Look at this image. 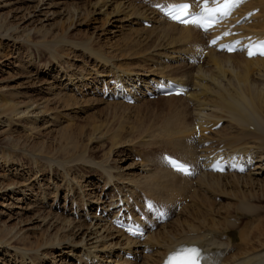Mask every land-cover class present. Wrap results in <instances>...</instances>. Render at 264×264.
Returning <instances> with one entry per match:
<instances>
[{"label": "bare ground", "instance_id": "obj_1", "mask_svg": "<svg viewBox=\"0 0 264 264\" xmlns=\"http://www.w3.org/2000/svg\"><path fill=\"white\" fill-rule=\"evenodd\" d=\"M60 1H34L31 8L0 14V40L10 42L18 32L25 33L23 37L28 41L35 35L41 38L34 43L37 47H50V52L61 58L65 54L58 55V49L66 46L70 55L80 53L76 57H86L90 65L72 73L71 65L63 68L57 64L55 68L50 63L37 66L30 62L33 71L27 72L26 79L33 88L40 84L38 91L45 96L16 101L19 93L2 86L0 92L8 93L4 95L7 101L0 105L1 127L16 121L36 134L40 125L62 120L54 116V111L72 114L75 111H70L71 107L98 103L130 109L124 102L128 94L140 106L141 102H150L148 91L170 83L188 92L180 97H160L161 107L153 113L155 121L150 125L143 121L129 130H111L105 122L98 125L95 119L89 127L66 125L53 130L55 135L49 139L55 145L38 143L37 150L48 154L41 159L62 156L77 163H84L88 152L104 149L110 140L113 156L120 158L124 152L121 148L129 150L133 143L142 152L138 162L134 153L117 161L109 150L105 162L93 163L92 169H98L101 175L88 181L91 192L84 191L80 184L76 186L78 197L85 202L83 206L75 200L71 181L63 197L56 192L55 205L61 200L66 203L65 218L58 217V213L46 217L45 212L23 218L24 210H33L19 205L31 200L26 198L27 192L37 197L33 187L26 188L15 179L0 181L1 264L7 258L12 264H36L37 253L44 260L53 255L55 261L49 264L64 259L61 264H66L70 257L75 259L72 264H164L177 249L194 245L204 251V264H264V58L228 55L208 46L221 31H230L226 39H240L243 43L264 40V0H242L230 19L205 34L197 27L180 26L162 18L156 8L184 0H94L84 7L68 4L64 9L60 6L65 2ZM8 6L0 0L2 11ZM149 23L151 27L146 26ZM81 28L86 29L81 31L83 35L80 31L74 33ZM93 45L98 47L94 49ZM82 90L86 94L80 96ZM68 93L81 98L74 101L65 95ZM116 97L117 101L112 100ZM7 141L19 143L10 132L2 134V142ZM166 154L192 165L195 174L184 176L171 170L163 161ZM223 158L239 160L248 171L214 174L207 170L215 160ZM12 166L16 167L14 163ZM98 184L103 191L100 194H96ZM146 203L152 204L154 211H148ZM163 209L170 218L159 224L156 213ZM7 213L3 223L2 216ZM142 216L148 220V232L140 239L129 238L113 225L114 219L139 221ZM242 218L247 222L237 226ZM44 227L52 242H38L37 249L28 233ZM18 243L24 247L13 245ZM3 244L8 250L2 251ZM21 255L29 257V261L16 258ZM128 255H133V260Z\"/></svg>", "mask_w": 264, "mask_h": 264}, {"label": "rangeland", "instance_id": "obj_2", "mask_svg": "<svg viewBox=\"0 0 264 264\" xmlns=\"http://www.w3.org/2000/svg\"><path fill=\"white\" fill-rule=\"evenodd\" d=\"M2 1H3V5H9V6L7 8H4L3 11H2V8L0 9L1 16L4 13H10L9 11L15 10V8L16 9L21 8V7H30L31 8L35 5V2L37 3L40 0H2ZM61 1L63 3L65 2L64 3L65 5L62 4L60 6L61 9H64V8H67L68 4H71V5L75 4V5H79L80 7H84V6L88 5V2H92L94 0H61ZM30 26L31 25H29V26L27 25V28H30ZM83 29L84 28H81V30L77 29L76 32H74V33L76 34L77 32L79 33V31H80V34L83 35V32H81V31H86V29H84V30ZM88 33H90V31H88ZM23 36H26L25 33L18 32V33L14 34L13 40L10 42L0 40V88L2 86H8L6 88V90L12 89L11 93H13V92L19 93L20 99L17 98V100L15 99L16 101L27 100L30 97L42 98L43 95L45 96V94H43L42 91H38V87L40 84L37 85V87L34 86L35 88H33V85H31V83L29 84L28 80L26 79V77H28L27 72L32 73V71H33V68L32 69L30 68V65H29L30 62L34 65H37V66H43L46 63H50L51 65L53 64V67H55V68H57V64L63 65V68L64 67L67 68V66L70 67V65H71L70 68H71L72 73L73 72L77 73L79 69L82 70L83 68H88L87 66L90 65L89 62L87 65L88 60L86 57L80 56L79 59L77 58L80 53H73L70 55L69 51H65L66 46L63 47V48H65L64 50L58 49V52H57L58 55L59 54L60 55L65 54L64 57L60 58L57 55H54V53L50 52V50H51L50 47H49V50H45L39 46L37 47L34 44V43H39L37 41L40 40L41 38L34 35V37L29 38V41H28V39L23 37ZM74 37L78 38V37H76V35H74ZM18 39H19V41H18ZM71 39L74 40L73 38H71ZM22 40H24V41H22ZM81 40H85V39L82 38ZM93 46H94V49L98 47L95 45H93ZM41 49H43V50H41ZM52 54H53V56H51ZM70 56H71V58H70ZM82 57L84 59H82ZM67 58L68 59L70 58L69 61ZM74 60H78L80 62H74ZM40 78L45 79L46 77L40 76ZM29 86H30V88L28 89ZM20 90H23L22 94L20 93L21 92ZM28 90H30V91H28ZM85 92H86V90H85ZM7 93L8 92H6V91L0 92V105L4 104L7 101L5 96H4ZM85 94L86 93H84L82 90L80 93V96L85 95ZM61 95H64V92ZM65 95L66 96L69 95L71 97V99H73V100L74 99L80 100V98H81V97H78L79 96L78 94L73 95V93L72 94L68 93ZM72 96H75V97H72ZM81 100H86V99L82 98ZM74 101H71L70 103L72 104V103H74ZM151 101L152 100H150V102L149 101L141 102L139 104L140 106H137L138 103H136L135 105H130L131 106L130 109H126L124 107H121L120 105H118L120 107H116V106H113V104L107 105V103H104V104L98 103L96 105H93V104L89 105L88 107L87 106L83 107V105H82V107H80L78 109H74L73 107H71V109L68 108L70 111H73V110L75 111V113H72V114L66 113L64 110L54 111L53 112L54 116L56 117V115H57L56 118H61L62 120L59 119V121L58 120L55 121V123L54 124L52 123V125L47 124V125L43 126V124H42V126H41L40 124H38V126L40 125L39 129H38L39 133H36V134L31 132L28 129L23 128L22 127L23 125L21 123L16 122V121L9 123V125H6L5 127L0 126V181L5 180L4 181V183H5V182H8L10 179H15V180L19 181L20 184H22V185L24 184V186H27L26 188L33 187L35 193L37 194V197H34L35 194H32L30 192L26 193V195H27L26 198L28 200H30V199L31 200L28 202L25 200L22 201V203L19 205V207L29 208V209H32L33 211L24 210L25 216H23V218L27 219L32 215H38V214L43 213V212L47 213L46 215L43 213V215L46 217L50 216V215L52 217V214H53V216H57L59 214L58 217L65 218V216H66V214L64 213V206L66 204L65 201L61 200V202L59 204L55 205L56 202L54 200H55L56 192H59L62 197L64 196V194L66 193V189L68 188L67 186H68L69 181H71V187H73L75 189L74 190L75 194H76L75 200L77 201V203L80 204V206H83V204L85 202L83 201L81 196L78 197V194H77L78 192L76 191V186L80 184V186H82V188H84V191L91 192L90 191V188H91L90 185L91 184L88 183V181L91 179H96V177L101 175V172L98 171V169H96V168L92 169L93 163L97 164L98 162H105L107 160L106 153L109 150H112V156L114 154V145H112V141L110 140L109 142H106L104 149H98L97 148L94 153L88 152V155H86L85 159H84L85 164L83 162H78V163L74 162V160H72V159L67 160L62 156L49 158V160L48 159H41L42 156L45 157V156H48V154H47V151L45 153V150H44V152H40L37 150L38 146H39L38 143H40V145H47V146L53 145L54 143H52L51 140L49 139L51 136L55 135L53 133V130L55 132V130H60L61 128L65 127L66 125H71V127H72V125L73 126L75 125L76 126V127L74 126L75 128H77L79 126H81V127L88 126L89 127L93 122L96 121L98 125L102 124V122H105L107 124V127H109L111 130L121 129V131H122V128L129 130L130 128L136 127L138 125V123L142 124L143 121H145L146 123L148 121V125H150L149 124L150 122L152 124L155 121L154 120L155 117L153 116V113L156 111V109L161 107V104L158 103L159 100H155L152 102ZM81 109L83 111H81ZM76 111H78L80 113L78 114V113H76ZM145 112H147V113H145ZM62 113H64V114L62 115ZM65 113H66V116H64ZM118 113H119V115H118ZM149 114H151V116L153 118ZM93 115H95V116H93ZM147 115H149L150 117L149 116L147 117ZM67 116L70 117V119L68 118V120H67ZM144 116H145V118H144ZM89 117H90V119H89ZM92 117H94V118H92ZM74 118L75 119L77 118V119L74 120ZM88 120H90V121H88ZM74 127H72V128H74ZM9 132L14 138L19 139L18 145L11 144L8 141L2 142V134L6 133L9 135ZM125 135H126V133L123 135V137ZM197 137H198V135H197ZM125 141H126V144H128L129 139L127 138ZM125 141H123V142L125 143ZM92 146L94 147V145H92ZM52 148H53V146H52ZM119 150L120 149H118V151ZM140 150H141V148H139V146L137 144L133 143L132 146L129 147V150L121 148L120 151H124V152H122V154L120 155V158H119V156H117V154H116V156H113L112 158L119 161V159H123V157L125 159L126 155H128V154L131 157V153L132 154L134 153L135 155L138 156V157H136V160H135L136 162H138L139 161L138 160V158H139L138 154L141 155V152H142V150L141 151ZM137 151H139V152H137ZM132 157H134V156L132 155ZM88 160H91L90 163H86V161H88ZM7 161H9L10 163L7 164L6 163ZM5 163H6V165H5ZM13 163L16 165V167L12 166ZM79 164H80L81 168L79 167ZM71 167H72V169H71ZM81 169H83V170H81ZM23 170H25V172H27V174H25V172ZM92 177H95V178H92ZM34 179H36V180H34ZM30 180H31V182H30ZM78 180H80L81 182ZM38 182H40V183H38ZM65 184H67V185H65ZM88 184H89V187L87 186ZM95 184H97V183H95ZM38 185H39V187H38ZM63 185H65V186H63ZM28 186H30V187H28ZM97 186L99 189L96 190V194H100V192H103L101 185L98 184ZM26 188H24V190ZM40 196H42V197H40ZM34 198H36L35 201H34ZM31 202H33L32 205H34V206L31 205L32 207L29 206V203H31ZM82 202H83V204H82ZM188 202H189V200H188ZM35 204H37V205H35ZM18 210L21 211V209H18ZM4 212H7L6 209L4 210ZM32 213H34V214H32ZM6 215H8V213L5 214L4 216H2L3 223L8 218ZM261 217H262V219L264 218V211L262 212ZM262 221H264V219ZM246 222H247V220L242 218V220L239 219V221H237L236 225L243 227L244 223H246ZM28 234L27 235L31 238L32 242H34L33 247H35L37 249L40 248L39 245H36L38 242H40L39 244L46 243L47 245L52 242L51 235L47 233V228H45V227L41 231H38L36 233L29 232ZM13 245H16V246L19 245L21 247H24V246H22L23 245L22 243L13 244ZM30 247H32V246H30ZM6 250H8V246L6 244H3L2 245V251H6ZM50 252H51L50 250L45 251V252L41 251V254H45V253L48 254ZM8 253L9 254L11 253V255H12L13 252H8ZM76 255H78V253ZM41 256L42 255H40V253L36 254V258H35V261H37L36 264L37 263L38 264H45L47 262L49 264L51 261H55V260H53V255L52 256L50 255L49 258L46 260H44L45 258L41 257ZM74 257H76V256H74ZM11 258L13 259L12 256H11ZM16 258H19L20 261L22 259H24L27 262L29 261L28 260L29 257L23 256V255L16 257ZM69 259H73V260L70 262ZM9 260L7 258L6 262L4 261L3 263L4 264H12L13 262H11V261L9 262ZM74 260L75 259L73 257H70L67 259L66 264L75 263ZM63 261H65V259L62 260V262ZM62 262H58L57 264H61ZM0 264H1V262H0ZM52 264H53V262H52Z\"/></svg>", "mask_w": 264, "mask_h": 264}, {"label": "snow or ice", "instance_id": "obj_3", "mask_svg": "<svg viewBox=\"0 0 264 264\" xmlns=\"http://www.w3.org/2000/svg\"><path fill=\"white\" fill-rule=\"evenodd\" d=\"M217 3L218 7L207 8L206 6L201 9L199 13L190 12L189 4L181 3L176 5L167 6L166 15L171 19L177 20L180 23H189L197 27H205L204 21L206 20H218L223 17L230 15L234 7L242 0H223L222 7L219 6L220 0H213ZM158 8H164L165 6L156 5ZM190 18V19H189ZM213 44L216 43L215 40L212 41ZM255 49V51H253ZM249 56L255 54L264 55V41L257 42L256 44L248 46ZM168 163L177 171L187 172L188 169L185 164L179 162L178 160L167 158ZM219 170V169H217ZM200 250L196 247L183 246L169 255L165 264H200L201 260Z\"/></svg>", "mask_w": 264, "mask_h": 264}]
</instances>
